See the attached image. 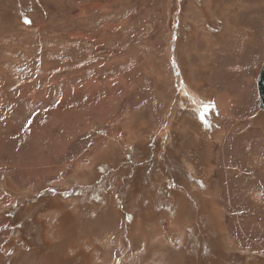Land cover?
<instances>
[{
  "label": "rangeland",
  "instance_id": "obj_1",
  "mask_svg": "<svg viewBox=\"0 0 264 264\" xmlns=\"http://www.w3.org/2000/svg\"><path fill=\"white\" fill-rule=\"evenodd\" d=\"M263 64L264 0H0V264H264Z\"/></svg>",
  "mask_w": 264,
  "mask_h": 264
},
{
  "label": "crops",
  "instance_id": "obj_2",
  "mask_svg": "<svg viewBox=\"0 0 264 264\" xmlns=\"http://www.w3.org/2000/svg\"><path fill=\"white\" fill-rule=\"evenodd\" d=\"M189 90H190V87L188 88ZM187 92V90L185 91V93ZM190 92H192L191 90H190ZM189 93V92H188ZM190 94V96L191 97H193V98H200L204 103L203 104H206L205 103V98L204 97H202V96H200V95H194V94H192V93H189ZM257 95H258V98H259V94H258V92H257ZM221 96V95H220ZM204 98V99H203ZM219 98V99H218ZM221 98L222 97H217V101L216 102H214V103H216L215 104V107H214V109H213V104H207L210 108L212 107V109H210L209 107H205V109H203L202 111H205V112H219V110H220V108H222V111H221V113H219L218 115H224V114H226L227 113V105L225 104L226 102H224V100H221ZM260 101V100H259Z\"/></svg>",
  "mask_w": 264,
  "mask_h": 264
},
{
  "label": "water",
  "instance_id": "obj_3",
  "mask_svg": "<svg viewBox=\"0 0 264 264\" xmlns=\"http://www.w3.org/2000/svg\"><path fill=\"white\" fill-rule=\"evenodd\" d=\"M259 98H260V107L264 110V64L259 73V77L257 80Z\"/></svg>",
  "mask_w": 264,
  "mask_h": 264
},
{
  "label": "bare ground",
  "instance_id": "obj_4",
  "mask_svg": "<svg viewBox=\"0 0 264 264\" xmlns=\"http://www.w3.org/2000/svg\"><path fill=\"white\" fill-rule=\"evenodd\" d=\"M247 7V6H246ZM241 9H243V7H241ZM246 9V8H245ZM188 89V88H187ZM259 94V93H258ZM219 99V98H218ZM259 100H260V98H259ZM199 102V101H198ZM202 103H204L203 101H202ZM220 112L222 111V108H220V110H219Z\"/></svg>",
  "mask_w": 264,
  "mask_h": 264
}]
</instances>
